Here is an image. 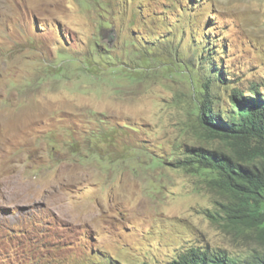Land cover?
Masks as SVG:
<instances>
[{
  "label": "rangeland",
  "instance_id": "374dc122",
  "mask_svg": "<svg viewBox=\"0 0 264 264\" xmlns=\"http://www.w3.org/2000/svg\"><path fill=\"white\" fill-rule=\"evenodd\" d=\"M208 68L222 97L262 83L264 0H0V264L264 251L223 224L213 173L176 166L212 143Z\"/></svg>",
  "mask_w": 264,
  "mask_h": 264
},
{
  "label": "trees",
  "instance_id": "16d2710c",
  "mask_svg": "<svg viewBox=\"0 0 264 264\" xmlns=\"http://www.w3.org/2000/svg\"><path fill=\"white\" fill-rule=\"evenodd\" d=\"M206 70L210 75L204 76L198 91L197 121L200 135L212 143L188 144L176 166L213 173L212 180L225 196L218 214L223 224L235 231L255 230L264 246V80L247 91L233 87L222 97L214 92V82L224 84L225 78L212 68ZM167 264H264V251L238 256L223 248L194 245Z\"/></svg>",
  "mask_w": 264,
  "mask_h": 264
}]
</instances>
